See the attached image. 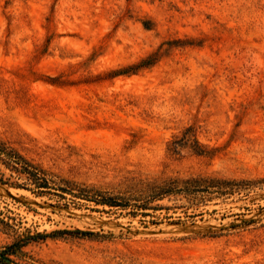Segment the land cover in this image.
I'll return each instance as SVG.
<instances>
[{
	"label": "rangeland",
	"instance_id": "374dc122",
	"mask_svg": "<svg viewBox=\"0 0 264 264\" xmlns=\"http://www.w3.org/2000/svg\"><path fill=\"white\" fill-rule=\"evenodd\" d=\"M0 140L121 202L140 183L264 180V0H0ZM65 197L0 183V248L81 230L110 236L49 235L17 264H264V184L147 217Z\"/></svg>",
	"mask_w": 264,
	"mask_h": 264
},
{
	"label": "trees",
	"instance_id": "16d2710c",
	"mask_svg": "<svg viewBox=\"0 0 264 264\" xmlns=\"http://www.w3.org/2000/svg\"><path fill=\"white\" fill-rule=\"evenodd\" d=\"M149 65L151 64L147 63L142 67H148ZM191 132L190 128L186 129L185 136L181 140L173 141L171 143L170 152L172 154L176 153L177 147H180L183 143L188 141L185 137ZM192 137L195 153L198 155L209 153L197 142L194 135H192ZM0 166L10 173L7 178L4 177V174L0 175V183L3 185H8L11 188L23 189L40 197L50 196L56 197L60 200H66L65 196L69 195L78 201H84L93 206H100L102 207L101 211H104L103 208L105 207L110 210L130 209L131 212H129V214L132 217L138 215L147 217L151 216L150 212L154 213L168 209L159 204L163 201L180 198L186 201L187 207H200L206 205L207 202H211L212 200H225L234 195L251 190L259 184H264L263 179L236 180L215 176L166 179L161 182L154 181L140 183L138 189H136L135 195L131 198H127L124 202H121L113 197H104L97 194L88 195L85 190L72 188L66 182H63L64 186H57V183L53 181V176L40 165L33 163L1 140ZM78 203L79 202H77L78 207L85 206ZM49 235H70L80 238H107L110 236L81 230H62L51 234L31 233L30 231H25V233H22L20 237H18V241L0 248V264H17L25 262L26 254L22 251V248L31 242L45 240Z\"/></svg>",
	"mask_w": 264,
	"mask_h": 264
}]
</instances>
